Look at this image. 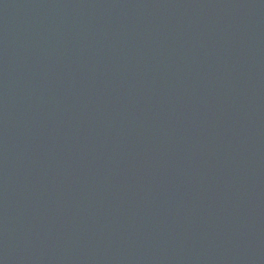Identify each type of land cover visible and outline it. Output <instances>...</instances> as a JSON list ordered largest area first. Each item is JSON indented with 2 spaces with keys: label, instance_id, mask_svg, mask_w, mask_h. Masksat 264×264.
<instances>
[{
  "label": "water",
  "instance_id": "1",
  "mask_svg": "<svg viewBox=\"0 0 264 264\" xmlns=\"http://www.w3.org/2000/svg\"><path fill=\"white\" fill-rule=\"evenodd\" d=\"M0 264H264V0H0Z\"/></svg>",
  "mask_w": 264,
  "mask_h": 264
}]
</instances>
